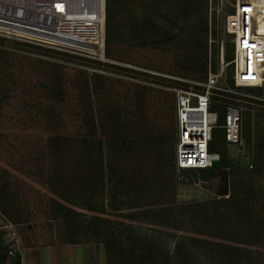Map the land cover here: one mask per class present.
<instances>
[{
  "label": "rangeland",
  "instance_id": "1",
  "mask_svg": "<svg viewBox=\"0 0 264 264\" xmlns=\"http://www.w3.org/2000/svg\"><path fill=\"white\" fill-rule=\"evenodd\" d=\"M232 4L234 0H119V28L113 40L106 32L105 61L0 38V242L19 253L22 264H107L103 245L94 239L63 243L62 222L50 226L42 211H47L46 197L38 178L14 176L15 167L25 172L27 166L29 173L27 163L36 160L29 145L44 143L39 131L46 124L35 129L36 117L52 115L72 117L77 152L87 132L94 159L103 147L105 189L93 194L92 203L105 207L108 225L127 245L149 254L151 264H264V240L254 239L237 220V208L221 202L228 200L235 182L247 184L248 190L260 187L264 196V171L245 166L247 158L256 161L264 150V108L246 115L242 153L228 147L217 131L213 150L232 166L215 168L213 174L180 173L174 166V90L206 79L212 42L216 64L222 40L227 59L232 58L233 44L223 30ZM58 74L65 82L61 94ZM252 93L264 97V89ZM13 148H21V159ZM130 178L134 191L124 187ZM77 208L83 216L93 215Z\"/></svg>",
  "mask_w": 264,
  "mask_h": 264
},
{
  "label": "built area",
  "instance_id": "2",
  "mask_svg": "<svg viewBox=\"0 0 264 264\" xmlns=\"http://www.w3.org/2000/svg\"><path fill=\"white\" fill-rule=\"evenodd\" d=\"M223 30L233 44L226 57L209 50V69L203 82L179 87L176 94L175 167L180 173L214 169L221 161L210 151L217 131L228 147L242 153L248 112L264 108V0H234ZM107 0H0V38L106 60ZM243 162V161H242ZM254 169L255 161H245Z\"/></svg>",
  "mask_w": 264,
  "mask_h": 264
},
{
  "label": "trees",
  "instance_id": "3",
  "mask_svg": "<svg viewBox=\"0 0 264 264\" xmlns=\"http://www.w3.org/2000/svg\"><path fill=\"white\" fill-rule=\"evenodd\" d=\"M118 5L119 0H107L106 32L109 40H113L117 36L119 28ZM56 79L60 81L57 85L59 86L60 84L59 92L61 94V92H64L63 85L65 82L59 74L56 75ZM68 101H70L69 98ZM87 106H89V102H87ZM116 120L117 118L115 117L109 119L110 122L114 123V128H117ZM36 121L40 122L35 124V129L42 125V122L46 124L45 129L39 131L44 135L42 137L44 143L36 146L29 145L32 147L30 150L31 157L34 156L36 160L31 161L30 159L27 163L29 173L27 166L25 172L19 167H15L14 176L16 179L17 177L38 178L44 184L45 207L47 211H42L45 212L47 223L50 226H52L51 224L54 221L62 222L63 243L79 245L88 243L91 239H94L103 245L107 264L153 263V259L149 254L138 252L134 247L127 245L117 231L108 225L109 219L106 217L107 213L104 206L100 208L92 203L93 194H97L99 191L105 189L106 169L103 162L105 160L103 147L100 149L102 151L100 158L94 159L91 148L92 144L89 142V133L87 132L80 151L77 152L76 139L71 133L73 123L71 116L70 119L64 116L56 117V115L45 118L37 116ZM99 124L101 125V129L105 131L106 125L103 117L101 121L99 120ZM85 125L87 128L90 126L88 117L85 119ZM93 131L95 132V128L91 129V132ZM222 135L225 141L224 132H222ZM162 140L165 145L169 140L168 125L162 134ZM213 142L211 143L210 151L217 153L213 150ZM20 151L21 148H13V152L16 154L15 157L18 159L23 157H19ZM220 163V168L232 166L222 156ZM214 169H209L212 171V174L214 173ZM253 171L259 173L264 171V150L257 157ZM111 172H113L112 169ZM122 181L124 182L125 179L121 180V183ZM124 184L127 190H136L131 178L128 184H126V181ZM243 185L242 183L235 182L233 188L228 193V200L224 198L221 202H224L223 204L229 208H237L238 211L235 213L237 220L245 223L246 230L249 231L254 239L260 238L264 240V196L260 195L262 189L258 187L248 190V185L245 184L244 187ZM243 196L247 201L255 200V205L251 206L250 203L246 205L245 200L241 201V197ZM79 200L82 203H79ZM14 203L16 205L19 204L17 195L14 198ZM77 207L85 208V210L87 209L93 215L83 216ZM249 207H251V210L248 209ZM16 211L22 216L19 208ZM218 215H220L219 210ZM81 217H85L86 220H81ZM237 249L241 248L236 247V251ZM9 259L12 264H22L20 254L0 242V264H7Z\"/></svg>",
  "mask_w": 264,
  "mask_h": 264
},
{
  "label": "water",
  "instance_id": "4",
  "mask_svg": "<svg viewBox=\"0 0 264 264\" xmlns=\"http://www.w3.org/2000/svg\"><path fill=\"white\" fill-rule=\"evenodd\" d=\"M220 164H221L220 161H215L213 165L215 168H219Z\"/></svg>",
  "mask_w": 264,
  "mask_h": 264
}]
</instances>
